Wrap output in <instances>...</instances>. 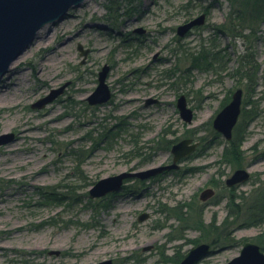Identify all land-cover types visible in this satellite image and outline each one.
Returning <instances> with one entry per match:
<instances>
[{
	"label": "rangeland",
	"instance_id": "1",
	"mask_svg": "<svg viewBox=\"0 0 264 264\" xmlns=\"http://www.w3.org/2000/svg\"><path fill=\"white\" fill-rule=\"evenodd\" d=\"M200 14L202 25L177 34ZM232 15L227 0H84L40 29L36 40H49L32 42L0 75V135L14 136L0 145V264H177L200 242L212 252L198 264H225L243 243H256L264 226L224 220L229 195L248 196L264 181V16ZM79 45L88 51L84 60ZM248 62L251 81L243 78ZM104 65L111 96L91 105L86 98ZM66 82L51 102L32 107ZM237 88L239 168L250 179L227 187L238 167L221 159L225 140L212 119ZM181 94L193 110L190 124L176 107ZM148 97L156 103L145 106ZM51 108L59 116L49 124L41 118ZM22 120L39 129L19 137ZM182 138L199 147L177 170L89 197L99 179L170 163L164 140L171 147ZM208 187L215 193L202 202ZM141 213L149 216L138 221ZM200 219L214 224L211 231L196 228Z\"/></svg>",
	"mask_w": 264,
	"mask_h": 264
},
{
	"label": "water",
	"instance_id": "2",
	"mask_svg": "<svg viewBox=\"0 0 264 264\" xmlns=\"http://www.w3.org/2000/svg\"><path fill=\"white\" fill-rule=\"evenodd\" d=\"M84 0H0V75L4 74L11 63L23 53L37 36V32L47 23L63 18L69 8L80 6ZM205 14H200L179 25L176 32L179 36L185 35L193 26L204 23ZM136 31L141 32V29ZM83 60L88 51L78 46ZM108 66L104 65L98 72V84L94 91L86 98L89 104H101L106 102L111 92L105 82ZM68 82L57 89H52L50 93L35 103L32 107L41 108L60 95ZM242 89L237 88L231 95L230 101L214 116L212 127L226 140L232 137V130L238 120L241 111ZM155 98H146L144 105L156 103ZM176 107L181 119L190 124L193 119V110L188 106L185 95L181 94L176 100ZM14 140L12 133L0 135V145ZM199 142L192 138H182L173 143L170 147L171 162L150 166L138 171H123L119 174L99 179L89 189L90 198H98L109 192L118 191L123 181L130 178L140 180L149 179L166 171L176 170L182 160L188 158L195 152ZM250 174L246 168H237L225 179L227 187L241 185L247 182ZM214 190L210 187L203 189L199 194V199L206 202L214 195ZM148 213H141L138 221H143L148 217ZM150 247L143 248L144 251ZM212 252L211 246L207 242H200L192 246L177 264H198V262ZM95 264H112L110 259L100 261ZM225 264H264V251L252 241L243 243L239 254L231 258Z\"/></svg>",
	"mask_w": 264,
	"mask_h": 264
},
{
	"label": "trees",
	"instance_id": "3",
	"mask_svg": "<svg viewBox=\"0 0 264 264\" xmlns=\"http://www.w3.org/2000/svg\"><path fill=\"white\" fill-rule=\"evenodd\" d=\"M212 1L217 2L219 0ZM227 2L231 8V14H233L232 16H236L242 21H256L260 20L261 16H264V0H227ZM248 65L250 66H248V69H246L247 72L243 78L251 81L255 74L254 72L252 75L251 70L253 69L255 71V65L253 62H248ZM245 115L248 117V120L253 116V114ZM241 116L243 117V114ZM237 130L238 128L236 124L233 128L231 139L224 142L221 159L224 161V163H228L233 167L239 168L241 166V159H243V151L241 150L243 133L238 134ZM215 134L217 136L220 135L217 132ZM171 143L172 140H164L163 146L166 148V150L170 149ZM227 207L229 208V211L224 220L225 223L228 221V219H231L230 222L232 224H238L240 228L264 226V181H257V185L248 193V196L234 197L233 195H229ZM196 223V228L202 231H211L212 225H214L213 223L203 225L201 219ZM255 242L260 245L262 249H264V231L256 236ZM181 259V257H178L173 262L177 263Z\"/></svg>",
	"mask_w": 264,
	"mask_h": 264
},
{
	"label": "bare ground",
	"instance_id": "4",
	"mask_svg": "<svg viewBox=\"0 0 264 264\" xmlns=\"http://www.w3.org/2000/svg\"><path fill=\"white\" fill-rule=\"evenodd\" d=\"M45 26L42 27V29L44 28ZM41 30H39L37 32V34L40 32ZM38 36V35H37ZM37 36L34 38L35 40L32 41V45H35L37 44V46H40L42 44H44L45 42H47L49 40L48 35H45L42 37H39L40 39L39 40H36L37 39ZM97 51H101L102 48L101 47H97L95 48ZM29 50V49H28ZM28 50L24 51L21 55H19L10 65V68L11 67H16L18 65V63L26 56ZM3 99V100H1ZM126 99H131L130 97H127ZM0 102H6L5 99L3 98V96H0ZM59 116V113H57L55 110H53L52 108L48 111V112H45L43 115H42V118L41 120H43L44 122L46 123H49L51 124L54 120H56ZM39 125L40 123L39 122H35V123H32V124H27L25 120H22L21 121V125L19 127V134L18 136L19 137H25L27 135L30 134V132L32 131H35L37 129H39Z\"/></svg>",
	"mask_w": 264,
	"mask_h": 264
}]
</instances>
